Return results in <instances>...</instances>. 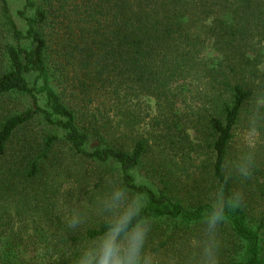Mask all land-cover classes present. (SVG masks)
<instances>
[{
  "label": "trees",
  "instance_id": "1",
  "mask_svg": "<svg viewBox=\"0 0 264 264\" xmlns=\"http://www.w3.org/2000/svg\"><path fill=\"white\" fill-rule=\"evenodd\" d=\"M20 1L0 0V264H72L111 222L53 216L61 146L141 196L146 225H223L243 245L227 264H264L241 195L261 171L232 162L264 133V0Z\"/></svg>",
  "mask_w": 264,
  "mask_h": 264
},
{
  "label": "rangeland",
  "instance_id": "2",
  "mask_svg": "<svg viewBox=\"0 0 264 264\" xmlns=\"http://www.w3.org/2000/svg\"><path fill=\"white\" fill-rule=\"evenodd\" d=\"M9 2L13 12L21 6L20 0ZM91 144L94 146L98 143L93 140ZM235 155L237 159L232 160L233 164L241 161L251 170L255 167L261 171L256 178L252 176L246 180L254 188L241 194L246 200L249 199L247 208L250 218L258 220L264 213V133L248 129L240 131L235 141ZM246 167L241 173L244 177L251 176ZM49 169L48 183L54 208L52 214L66 230L82 234L84 229L111 221L110 213L97 208V197L118 183L116 175L109 168L75 157L68 148L61 146L59 159ZM137 181L149 183L145 173H140ZM69 210L77 217L75 223H69ZM146 227L149 230L147 246L155 254L158 264H202L204 248L209 240L214 247L215 264H227L243 252L241 241L223 225L187 229L159 220Z\"/></svg>",
  "mask_w": 264,
  "mask_h": 264
},
{
  "label": "clouds",
  "instance_id": "3",
  "mask_svg": "<svg viewBox=\"0 0 264 264\" xmlns=\"http://www.w3.org/2000/svg\"><path fill=\"white\" fill-rule=\"evenodd\" d=\"M128 189L114 183L97 197V208L111 214V222L85 239L72 255V264H158L148 248L141 196L129 198ZM69 223L77 217L69 210ZM211 227V223H210ZM202 264H215L211 240L204 248Z\"/></svg>",
  "mask_w": 264,
  "mask_h": 264
}]
</instances>
